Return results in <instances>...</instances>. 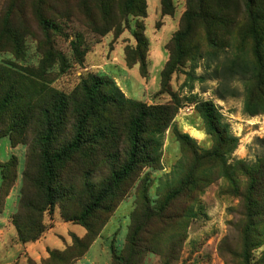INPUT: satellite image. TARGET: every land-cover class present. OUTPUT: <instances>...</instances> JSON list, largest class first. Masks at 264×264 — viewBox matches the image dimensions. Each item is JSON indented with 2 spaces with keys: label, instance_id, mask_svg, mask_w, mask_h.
<instances>
[{
  "label": "trees",
  "instance_id": "1",
  "mask_svg": "<svg viewBox=\"0 0 264 264\" xmlns=\"http://www.w3.org/2000/svg\"><path fill=\"white\" fill-rule=\"evenodd\" d=\"M127 2L134 15L145 17L140 0ZM137 3L139 6H135ZM107 4L105 16L98 22L89 19L88 23L101 35L116 31L124 19L123 13L117 18L113 2ZM166 10L162 8L163 13H170ZM129 13L125 11L123 16ZM5 14L0 39L7 41L6 49L18 58L23 55L24 35L9 30L10 18ZM37 28L35 37L42 53L37 66L0 61V137L7 135L12 146L22 142L28 148L20 199L11 219L20 242L36 240L44 230L39 214L44 210L41 205L53 206L57 199H67L66 180L71 175L81 177V192L87 200L71 219L84 221L90 234L87 245L73 238L61 251L48 250L47 258L41 262L72 264L85 255L100 232H94V226L92 229L84 219L106 211L103 227L127 194L126 181L144 167L160 168L161 136L180 104L172 93L170 102L155 105L126 98L105 75H89L70 93L60 92L51 86L48 69L64 60L54 43V36L62 32L61 26L55 18L38 15ZM132 36L135 46L125 49L124 59L128 67L137 66L145 76L148 40L141 22L136 23ZM81 46L78 40L71 42L73 54L79 59L87 51ZM166 49L168 57L160 71V92L166 91L175 69L201 58L205 61L204 69H210L211 76L218 80V98L234 96L236 88L231 82L243 79V114L264 113V0H187L179 29ZM227 50L231 56L218 60L217 54ZM194 103L211 147L202 150L188 133L173 131L182 164L175 166V177L158 188L154 200L150 199L146 184L137 187L124 246L118 253L112 249L109 264H142L147 252L162 256L161 264H172L186 238L185 228L196 215L195 204L219 172L227 182L226 193L242 202L239 233L243 251L260 244H253V240L263 235V227L258 225L263 224L260 222L264 215V159L254 164L237 158L228 161V153L237 147L238 138L228 132L212 101ZM35 160L42 167L36 173L31 170ZM0 168L2 199L14 185L16 158L11 156L0 162ZM95 174L102 177L101 183L92 181ZM32 186L37 187V196L31 195ZM78 248L81 250L75 252Z\"/></svg>",
  "mask_w": 264,
  "mask_h": 264
},
{
  "label": "rangeland",
  "instance_id": "2",
  "mask_svg": "<svg viewBox=\"0 0 264 264\" xmlns=\"http://www.w3.org/2000/svg\"><path fill=\"white\" fill-rule=\"evenodd\" d=\"M109 1L113 2L117 18L125 11L130 13L125 16L122 14L124 19L116 31L110 30L101 35L88 23L89 19L98 22L105 16V7L109 8L107 4ZM135 6H139V3ZM140 6L142 10L144 6L145 17L134 15L127 0H0V27L5 25L1 19L8 11L5 16L9 15L10 18L9 30L24 35L23 55L18 58L6 49L7 41L0 39V61H13L22 66H37L42 58L38 38L35 37L38 31V15L55 18L62 31L60 35L54 36L55 48L59 50L64 60L60 64L55 62L48 69L51 86L68 94L89 75H105L114 81L126 98L155 105L170 102L172 93L180 104L177 114L161 136L160 168L144 167L137 175L134 174L126 181L127 194L103 227V221L108 215L106 211H98L94 217L84 219L92 229L94 226V232H100L85 255L72 264H109L112 249L114 248L117 253L122 249L130 223V212L135 205L137 187L143 188L146 184L149 187L150 199L154 200L158 188L175 177L177 173L175 166L182 164L173 131L177 129L184 132L188 125L203 130L202 119L195 109V100L212 101L222 116V122L227 124L228 132L238 138L237 147L228 153V161L237 158L243 159L247 164H254L258 159H264V113L255 116L243 114L242 107L246 94L243 79L236 78L231 82L236 88L234 96L218 98L215 94L218 80L211 76L210 69H204L205 61L196 58L193 62H187L175 69L169 77L166 91L160 92V71L168 57L166 45L173 33L179 29L187 0H165L164 3L161 0H140ZM163 7L170 13H163ZM138 22L145 27L148 40L145 76L138 72L137 66L128 67L124 59L125 49H132L135 46L132 31ZM75 40L81 42V48L84 46L87 48L80 59L71 49V42ZM225 55L231 56V52L227 50L218 53V60H222ZM215 64L213 61L212 66ZM128 68L131 75L124 77L123 69ZM10 142L7 135L0 137V162L8 160L11 156L16 158V178L9 191L12 197L7 205V210L10 207L12 209L16 201L9 217L12 223L11 216L16 212L20 199L28 148L25 143L18 142L15 145L12 143L14 145L12 146ZM196 144L202 150L208 149L211 147V140L205 136L203 140H197ZM31 164L33 172L41 171L42 167L38 165V160ZM219 175L220 172L214 174V180L203 190L199 203L195 204L196 215L185 228L186 238L178 258L172 264H264V215L260 222L263 224L258 225L259 228L263 227V235L253 240V244L258 242L260 244L251 245L247 251H243V241L240 240L239 233L242 202L238 197L226 193L227 182ZM101 178L95 174L92 181L98 184L101 183ZM243 182L240 181L241 186ZM1 183L0 168V187ZM67 184L69 196L67 199H57L53 206L41 205L44 210L39 214L44 230L36 240L31 241L34 252L23 264H41L47 258L48 250L61 251L71 244L73 238L83 240L84 245H87L86 238H89L90 234H87L84 221L71 219L81 211L83 201L87 200L86 194L81 192L83 180L79 176L71 175L66 180ZM37 194V187L32 186L31 195ZM6 197L0 199L2 208L5 206ZM39 197L42 195L39 194ZM39 242L44 246L39 247ZM81 249L78 248L75 252ZM161 259L162 256L158 253L147 252L142 264H161Z\"/></svg>",
  "mask_w": 264,
  "mask_h": 264
},
{
  "label": "crops",
  "instance_id": "3",
  "mask_svg": "<svg viewBox=\"0 0 264 264\" xmlns=\"http://www.w3.org/2000/svg\"><path fill=\"white\" fill-rule=\"evenodd\" d=\"M123 71L124 72H122V75L124 77H126L127 75H131L130 68L126 70L123 69ZM132 75L134 76L133 72ZM191 129L195 130L196 132H200L202 134V138L192 135V133L190 132ZM183 131L188 133L196 141H201L206 136L204 130L198 129L190 125L185 127ZM11 197L12 196L10 192L5 199L4 208L0 207V264H23V262L26 261L27 257H32V252H34V248L32 242L22 243L18 240L16 229L14 225L9 221L10 213L16 205L15 201L14 205H12V209L10 207V209L7 210V205H9ZM39 244V247L44 246L42 242H39ZM36 255H38V253H36Z\"/></svg>",
  "mask_w": 264,
  "mask_h": 264
},
{
  "label": "bare ground",
  "instance_id": "4",
  "mask_svg": "<svg viewBox=\"0 0 264 264\" xmlns=\"http://www.w3.org/2000/svg\"><path fill=\"white\" fill-rule=\"evenodd\" d=\"M190 132L192 133V135H195L199 138H202V134L200 132H196L195 130L191 129Z\"/></svg>",
  "mask_w": 264,
  "mask_h": 264
}]
</instances>
